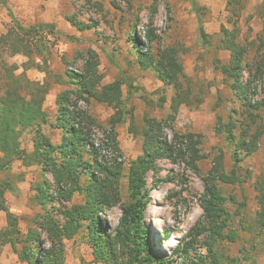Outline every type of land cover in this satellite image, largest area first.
<instances>
[{"label": "rangeland", "instance_id": "374dc122", "mask_svg": "<svg viewBox=\"0 0 264 264\" xmlns=\"http://www.w3.org/2000/svg\"><path fill=\"white\" fill-rule=\"evenodd\" d=\"M5 1H9V6L23 25H53V28L42 30L43 35L33 32L4 37L9 32L14 33L15 24L8 10L0 6V72L3 60L8 66H15L17 75L25 70L26 77L32 81L43 83L48 80L50 88L43 107L52 120L57 115V95L69 87L65 71L69 68L83 69L90 50L98 55L103 82L121 81L125 119L116 127L117 149L107 137L108 120L117 108L93 100L88 110L100 123L92 135L94 146L107 160L122 164L119 189L124 200L130 163L143 154L141 132L145 118L165 119L171 112L175 93L174 86L164 84L154 70L142 67L132 36L138 37L139 43H144L143 52L175 50L192 88L202 99L199 104H182L173 126L167 125L164 129L169 140L173 139L174 131L199 135L201 142L197 147L201 158L196 166L188 162L189 159L178 157L175 160H157V170L146 175L150 202L144 220L150 230L147 237L149 252L135 253L134 257L129 251H120L116 264H186L182 248L193 238L189 259H198L208 253L209 231L203 228L201 197L205 189L204 177L221 155L225 171L230 173L236 169L240 180L219 183L227 198L223 204V216L229 215L225 233L230 237L217 240L215 245L225 255L226 264H264V228L256 222L264 201V105L256 110L261 115V127L251 124L248 135L250 140L255 133L261 134L257 146L252 152L239 151L237 163L233 156L235 147L226 141L224 132L219 129L225 130V124L233 119L239 126L236 130L239 136L241 125L249 116L245 103L264 100V79L257 80L256 87L247 92V100H242L235 95L217 67L218 60L227 64L230 59V52L219 47L222 26L232 28L228 19L236 17L227 9L228 0ZM194 1L200 7L205 30L210 34V44H205L200 37ZM238 20L241 29L239 42L248 47L246 63L251 65L252 58L259 51L264 54L261 40L264 38L263 0H247ZM72 21L82 22L86 28L79 30ZM133 25H136L135 31ZM147 34L153 40L143 37ZM37 41L44 44V52L33 49L30 56L26 55L21 46L28 44L33 47L35 42L39 43ZM13 46L19 51L14 52ZM34 63L41 67L32 66ZM246 67L243 80L248 79L249 66ZM181 81L184 88L190 87L187 78L181 77ZM192 97L194 99V94ZM251 119L248 118V122ZM41 131L54 143L61 139V131L49 125H42ZM34 135L33 129H26L21 134V145L28 151L33 150ZM11 173L3 172L0 178L12 177L17 183L18 190L7 193V203L10 211L19 217V227L26 232L28 227L37 225L35 219L43 213L35 198L37 186L44 177L52 181V175L50 172L44 175L37 164L25 166L22 160L13 162ZM78 202V196L71 201H59L55 197L49 201L48 209L62 222L58 209H68ZM120 217L119 206L111 207L105 214L108 231L112 234ZM3 222L6 226V213L0 212V227ZM39 235L40 241L49 247L48 233L41 231ZM65 244L66 264H103L93 262L92 249L82 231L65 240ZM0 264L22 263L12 248L8 250L3 246L0 248Z\"/></svg>", "mask_w": 264, "mask_h": 264}, {"label": "trees", "instance_id": "16d2710c", "mask_svg": "<svg viewBox=\"0 0 264 264\" xmlns=\"http://www.w3.org/2000/svg\"><path fill=\"white\" fill-rule=\"evenodd\" d=\"M246 4L247 0L227 1V9L236 17L228 19L232 28L222 26L219 47L230 52V59L227 64L219 60L217 64L235 95L242 100H247V92L256 87L257 80L264 79V54L259 51L252 58L250 65L246 63L249 55L248 47L239 42L241 29L238 19ZM0 6L8 10L15 24L14 33L9 32L4 37L29 35L33 32L43 35L42 30L47 27L53 28V25L44 23L27 27L17 18L7 1L0 0ZM194 8L198 14L200 37L205 44H210V34L205 30L200 7L196 1ZM72 24L79 30L86 28L82 22L72 21ZM132 29L135 31L136 25H133ZM145 36L153 40L148 34L143 37ZM132 38L138 48L142 67L154 70L164 84L174 86L175 93L171 100V112L165 119L145 118L141 132L143 154L130 163L125 200L122 199L119 189L122 164L107 160L101 155L100 149L94 146L92 139L96 127L100 125L88 110L93 100L117 108L108 120L107 129V137L116 149V127L125 119L122 109V83L120 80L103 82L96 52L89 51L84 67L80 71L70 68L65 71L69 87L57 95V115L54 120L43 107L50 82L32 81L26 77L25 70L17 75L14 72L15 66H8L2 60L0 174L5 172L12 175L13 162L22 160L25 166L37 164L44 175L47 172L52 175V181L44 177L37 186L35 198L43 213L35 219L37 225L28 227L26 232L19 227V217L10 211L7 203L6 195L8 192L18 190L17 183L12 177L0 178V212L6 213V226L0 229V248L10 245L22 264H66L65 240L74 238L81 231L92 249L94 263L116 264L120 251H129L134 257L137 253L149 252L147 237L150 235V230L144 220L150 202L147 173L157 170L156 162L159 158L189 159L188 162L195 166L197 160L201 158L197 147L201 142L199 135L180 134L174 131L173 139L169 140L164 133L167 125L173 126L182 104L194 105L202 102L200 95L192 88L191 80L186 77L177 52L173 49H164L159 53H153L151 50L143 52L141 48L144 43H139L138 37L132 36ZM261 40L264 46V38ZM37 42L39 43L35 42L33 47L23 44L21 46L24 48L23 52L29 56L33 49L44 52V44L41 41ZM13 49L14 52L19 51L15 46ZM32 66L41 67L39 63H34ZM246 66H249L248 79L243 80L242 75L247 69ZM28 67L30 66L26 68ZM181 77L189 80L190 87L184 88ZM193 94L194 99H192ZM245 104L249 116L241 125L242 131L239 136L236 133L239 126L233 119L225 124V130L219 128L224 132L226 141L235 147L233 156L236 163L240 160L237 157L239 151H254L261 135L257 132L248 140L251 124L255 123L259 127L262 125L261 115L256 110L261 109L264 100L254 103L247 101ZM248 118H252L251 122H248ZM42 125L60 130L62 134L60 141L58 143L51 141L41 131ZM26 129L35 130L32 151L26 150L21 145L20 137ZM236 172V169H232L230 173L225 171L223 155H221L204 177L205 189L201 197V207L204 211L203 228L209 231L208 253L199 256L198 259L197 257L189 259V251L194 246L195 238H193L185 242L182 248L186 264H226L225 255L215 245L217 240L230 237L225 233L229 215L225 218L223 216L225 212L223 204L227 198L223 195L219 183L238 182L240 179ZM74 196H78L80 202L68 209H58L63 219L62 222L59 221L55 213L48 209L49 201L55 197L59 201H71ZM262 203L263 207L256 218L260 228H264V201ZM113 206H119L121 209V217L114 234L108 231L105 219L106 212ZM41 231L48 233L49 247L40 241ZM197 234L200 233L197 231ZM234 237L232 233V238Z\"/></svg>", "mask_w": 264, "mask_h": 264}, {"label": "crops", "instance_id": "0c3cea01", "mask_svg": "<svg viewBox=\"0 0 264 264\" xmlns=\"http://www.w3.org/2000/svg\"><path fill=\"white\" fill-rule=\"evenodd\" d=\"M8 3H9V1H8ZM17 18H18V17H17ZM21 23H22V22H21ZM33 23H35V22H33ZM4 226H5V222L2 223L0 229H2ZM4 246H5L8 250L11 249V246H10V245H4ZM17 258H18V256H17Z\"/></svg>", "mask_w": 264, "mask_h": 264}, {"label": "built area", "instance_id": "2783aa9c", "mask_svg": "<svg viewBox=\"0 0 264 264\" xmlns=\"http://www.w3.org/2000/svg\"><path fill=\"white\" fill-rule=\"evenodd\" d=\"M119 161L121 160V158L118 159Z\"/></svg>", "mask_w": 264, "mask_h": 264}]
</instances>
